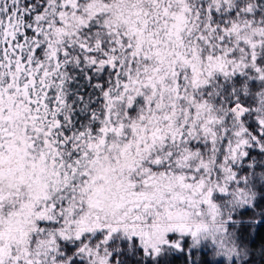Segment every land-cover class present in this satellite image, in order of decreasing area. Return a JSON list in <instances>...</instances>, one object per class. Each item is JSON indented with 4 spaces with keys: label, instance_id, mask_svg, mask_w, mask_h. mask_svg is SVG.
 <instances>
[{
    "label": "snow or ice",
    "instance_id": "obj_1",
    "mask_svg": "<svg viewBox=\"0 0 264 264\" xmlns=\"http://www.w3.org/2000/svg\"><path fill=\"white\" fill-rule=\"evenodd\" d=\"M0 264H264V0H0Z\"/></svg>",
    "mask_w": 264,
    "mask_h": 264
}]
</instances>
